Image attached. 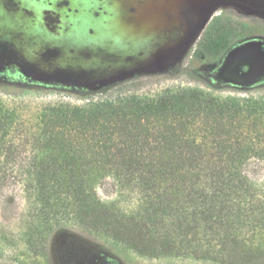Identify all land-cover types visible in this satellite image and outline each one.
I'll return each mask as SVG.
<instances>
[{
  "label": "trees",
  "instance_id": "obj_1",
  "mask_svg": "<svg viewBox=\"0 0 264 264\" xmlns=\"http://www.w3.org/2000/svg\"><path fill=\"white\" fill-rule=\"evenodd\" d=\"M50 112L41 122L56 124L61 135L41 143V164L26 172L38 204L26 222L42 223L27 233L35 253L46 247L45 235L71 223L109 236L117 256L128 249L213 262L225 260L231 244L229 258H264V187L246 173L251 160L264 161L263 98H214L185 88ZM14 125L0 103V145ZM5 172L0 162V184ZM110 177L137 183L136 215L98 197Z\"/></svg>",
  "mask_w": 264,
  "mask_h": 264
},
{
  "label": "rangeland",
  "instance_id": "obj_2",
  "mask_svg": "<svg viewBox=\"0 0 264 264\" xmlns=\"http://www.w3.org/2000/svg\"><path fill=\"white\" fill-rule=\"evenodd\" d=\"M35 12L41 16L42 11ZM110 19L117 24L114 13ZM174 44L181 45L177 41ZM176 49L164 47L158 54L154 52L157 55L148 67L133 73L121 72L117 80L92 87H79L77 82L65 86L44 74L24 69L12 75L8 66H0V103L13 112L15 121L7 131L6 142L0 145V162L6 171V181L0 184V264H264V258L239 262L227 257L231 244L225 249V260L213 262L169 254L152 258L128 249L117 256L108 249L112 244L109 236L91 233L71 223L49 236L44 234L48 242L39 252L27 245L28 231L41 229L42 223L26 222L38 205L34 179L26 172L31 165L41 164L42 158L38 157L41 143L49 136L61 135L56 124L44 127L41 122L43 115L51 114L52 107H82L129 95L152 98L185 88L214 98L264 99V5L254 7L250 3L225 1L214 9L183 49L178 52ZM82 94L89 95L81 97ZM55 162L53 159L52 165ZM246 173L264 187V161L251 160ZM97 194L101 201L113 203L123 213L136 215L140 210L137 207L141 194L135 182L110 177L98 185ZM255 240L259 238L255 236ZM215 243V249H219L217 238Z\"/></svg>",
  "mask_w": 264,
  "mask_h": 264
},
{
  "label": "flooded vegetation",
  "instance_id": "obj_3",
  "mask_svg": "<svg viewBox=\"0 0 264 264\" xmlns=\"http://www.w3.org/2000/svg\"><path fill=\"white\" fill-rule=\"evenodd\" d=\"M225 1L228 0H200L188 6L184 11V24L167 33L165 44L156 53L164 47L165 50L177 48L176 52L183 49L211 17L214 9ZM249 3L254 7H263L264 0H249ZM0 12L8 26L0 28V66H8L12 75L24 69L32 74H44L46 78L58 80L65 86L77 82L79 87H92L104 81L117 80L121 72L133 73L148 67L157 55L153 49L146 54L125 56L90 46L72 49L67 41H63L72 25L68 24L70 15L76 13L69 0H55L53 9L42 11L40 17L26 9L20 0H0ZM36 23L56 40L47 42L42 36L27 34ZM88 33L93 34V31ZM175 41L182 46L178 44L176 47Z\"/></svg>",
  "mask_w": 264,
  "mask_h": 264
},
{
  "label": "water",
  "instance_id": "obj_4",
  "mask_svg": "<svg viewBox=\"0 0 264 264\" xmlns=\"http://www.w3.org/2000/svg\"><path fill=\"white\" fill-rule=\"evenodd\" d=\"M20 1L26 9L34 13L35 10H52L55 3V0ZM69 1L72 10L76 13L70 15L68 24H73V29L69 28L63 41H67L74 50L90 46L125 56L146 54L151 49L154 52L159 50L165 44L164 38L167 33L184 24V9L200 0ZM235 1L249 3V0ZM113 13L117 17V24H113L110 19ZM5 26L7 24L0 12V28ZM89 30H92L93 34H89ZM30 33L42 36L47 42L56 40L49 34L44 35V31L37 23L27 34Z\"/></svg>",
  "mask_w": 264,
  "mask_h": 264
},
{
  "label": "bare ground",
  "instance_id": "obj_5",
  "mask_svg": "<svg viewBox=\"0 0 264 264\" xmlns=\"http://www.w3.org/2000/svg\"><path fill=\"white\" fill-rule=\"evenodd\" d=\"M36 13V12H35Z\"/></svg>",
  "mask_w": 264,
  "mask_h": 264
}]
</instances>
